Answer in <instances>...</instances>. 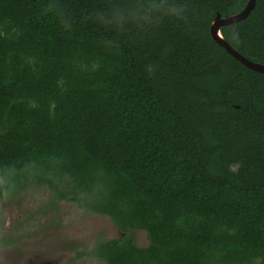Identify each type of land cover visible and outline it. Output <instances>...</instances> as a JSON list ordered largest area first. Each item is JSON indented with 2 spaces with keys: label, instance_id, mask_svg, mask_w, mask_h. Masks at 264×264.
Instances as JSON below:
<instances>
[{
  "label": "trees",
  "instance_id": "trees-1",
  "mask_svg": "<svg viewBox=\"0 0 264 264\" xmlns=\"http://www.w3.org/2000/svg\"><path fill=\"white\" fill-rule=\"evenodd\" d=\"M248 1L0 0V201L108 217L103 264H264V74L210 32ZM221 32L264 64V0Z\"/></svg>",
  "mask_w": 264,
  "mask_h": 264
},
{
  "label": "rangeland",
  "instance_id": "rangeland-1",
  "mask_svg": "<svg viewBox=\"0 0 264 264\" xmlns=\"http://www.w3.org/2000/svg\"><path fill=\"white\" fill-rule=\"evenodd\" d=\"M123 235L108 217L73 203L56 204L47 188L0 201V264H103L78 254L91 250L98 238ZM132 236L139 246L149 243L143 230Z\"/></svg>",
  "mask_w": 264,
  "mask_h": 264
},
{
  "label": "water",
  "instance_id": "water-1",
  "mask_svg": "<svg viewBox=\"0 0 264 264\" xmlns=\"http://www.w3.org/2000/svg\"><path fill=\"white\" fill-rule=\"evenodd\" d=\"M255 4L256 0H249L245 8L241 12L230 15L227 18H222L220 14H218L217 17L211 23L210 32L212 38L236 60L240 61L245 67L255 72L264 74V64L253 62L246 58L225 40L221 32L222 26L236 23L246 19L249 16L250 12L254 9Z\"/></svg>",
  "mask_w": 264,
  "mask_h": 264
}]
</instances>
